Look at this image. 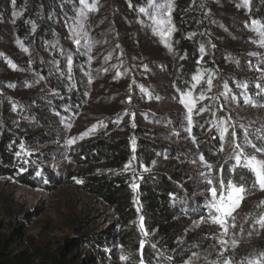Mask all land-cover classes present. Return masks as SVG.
<instances>
[{
	"label": "rangeland",
	"instance_id": "374dc122",
	"mask_svg": "<svg viewBox=\"0 0 264 264\" xmlns=\"http://www.w3.org/2000/svg\"><path fill=\"white\" fill-rule=\"evenodd\" d=\"M71 3L75 6L74 18L64 30L70 42L67 52H63L61 9L58 15L49 10L38 15L54 27L56 41L61 44L52 49L43 43L36 46L24 41L17 25L29 29L39 38L38 43L43 39L42 33L34 34L39 26L29 22L22 3L0 0V140L2 134L18 136L16 142L7 145L14 153V171H0V238L13 239L17 251L30 253L31 264H223L225 260L247 264L248 259L264 251V229L253 227L256 217L264 212V205L260 204L264 191L253 174L250 183L244 177L243 173L249 170L243 167V156L240 165L236 164L235 157L240 152L235 143L243 146L245 154L254 152L245 144L246 138L264 147V107L259 106L264 105V90L256 87L264 85V0H250V5H245L244 0H172L175 30L167 37L158 35L154 21L139 11L148 7L147 0L134 4L125 0H88L87 6L80 0ZM182 6L195 13L203 12L208 26L203 31L204 52L199 53V66L192 75L200 74L203 79L197 83L191 77L183 88H178L172 73L178 69L182 54L172 40L177 32L173 12ZM212 19L229 23L226 25L231 34L220 32ZM253 19L258 23L252 24ZM73 29L80 33L75 38L81 40L82 46L74 43ZM207 40L211 44L206 45ZM214 46L224 53L213 54L210 48ZM71 53L75 62L69 57ZM209 62L211 68L207 67ZM209 76L211 91L206 83ZM50 78L62 81V86L63 79L71 87L74 82L86 83L81 85L82 102L73 108L61 106L57 92L48 84ZM166 83L168 90L163 89ZM189 89L191 96L183 95ZM201 92L210 99H200ZM191 97L197 99L193 101ZM182 99L191 101L193 106L191 125ZM246 100L251 102L245 103ZM200 108L205 110L197 114ZM30 110L51 118L56 125L38 127L29 117ZM8 113L32 125L12 120L7 125L3 118ZM157 117L171 123H160ZM221 121H226L229 129L223 140L218 130ZM161 129L172 133L169 137L155 133ZM233 129L237 133L235 142L231 138ZM40 130L50 132L54 141L39 143L32 139ZM103 137H124L130 144L131 156L122 174L133 212L125 224L120 223L111 207L84 189L83 174L91 168L80 164L77 158L81 159L84 144ZM70 140L74 143L70 144ZM142 140L156 146L149 158L136 153ZM169 149H184L188 159L180 162L177 157H169ZM201 156L213 165L211 172L200 161ZM168 165L172 170L187 166L197 171L200 180L196 181L207 186L192 192L203 201L190 206L174 202L182 206L183 219L170 246L147 219L139 193L146 176L166 170ZM101 167L96 165L92 170L101 173ZM219 179L243 184L246 189L233 213L234 221L228 218L227 235L210 218L211 214H219L210 207L207 181L212 180L211 186H216ZM195 206L199 212H195ZM201 217L204 222H200ZM88 224L91 225L86 228ZM109 229H115L117 235L105 249L109 260L100 262L88 247L76 244L92 230L97 233ZM15 233L19 237H14ZM221 239L227 243L221 245Z\"/></svg>",
	"mask_w": 264,
	"mask_h": 264
},
{
	"label": "trees",
	"instance_id": "16d2710c",
	"mask_svg": "<svg viewBox=\"0 0 264 264\" xmlns=\"http://www.w3.org/2000/svg\"><path fill=\"white\" fill-rule=\"evenodd\" d=\"M19 4L22 3L26 9V16L28 17L29 22L33 24L36 23L39 26V31L34 34L40 35L43 34L42 42L39 43L38 37L32 35L30 30L25 28L24 25L18 24V33L24 41H29L36 46H42V43L47 46L49 45L52 49L59 47V44L56 40L54 34V27L46 22L45 18L41 20L38 18V15L46 14L47 11H51L53 15H58L57 11L59 9L63 12V52H67L66 45H69V37L64 34L66 26L70 23L71 19L74 18V8L71 0H16ZM130 4H134L137 0H125ZM25 3H28L25 6ZM183 8V6H182ZM198 12V10H197ZM57 19V18H56ZM173 21L177 26V32L173 36V42L175 47L178 49L179 53L182 54V57L178 61V69L174 68L172 76L176 82L178 88H183L187 81L190 80L195 70L198 68L197 60L199 58L200 48L203 44L204 34L203 31L206 26L207 20L203 12L195 13L191 10L185 8H177L173 12ZM219 27V31L224 34H231L228 30L227 25H230L225 20H214ZM51 23V21H50ZM227 24V25H226ZM85 40H87L85 38ZM211 44L207 40L206 45ZM82 46L83 43H80ZM213 51V54L217 52L224 53L221 49L214 46L210 48ZM207 50V49H206ZM72 61L75 62L76 58L74 54H69ZM80 65V63H79ZM212 62L207 64L208 68H211ZM242 65V64H240ZM165 72H168V69L165 68ZM76 78V77H75ZM64 83H67L64 86ZM70 82H66L63 79L62 81L57 78H50L49 85L53 87L54 91L57 92V97L61 100V106L63 107H75L77 104H80L84 99V89L81 85H86L79 81L78 84L74 82L75 86H69ZM85 87V86H84ZM163 89L167 90L168 84H164ZM35 101V100H34ZM6 110V109H5ZM31 114L29 117L35 123H38V127H49L56 125V122H53L51 118L45 117L43 114L39 113L37 110H30ZM1 113L0 111V121ZM4 116V121L9 125L10 121L21 122L23 125H32L30 123H25L18 121L16 116ZM156 121L164 124H170L171 120H168L163 117H157ZM16 122V123H17ZM163 124V125H164ZM50 132L47 130H40L39 134L31 136L32 139H35L39 143L53 142L52 136H49ZM162 137H169L172 132L168 129H161L155 132ZM173 135V134H172ZM17 134L8 133L2 134L0 140V171L2 173L11 174L14 171V166H16V161L13 163L14 153L7 147L12 141H17ZM156 146L152 142L147 140H142V143L139 144V147L136 150V153H141L143 156L151 157L152 151H155ZM171 151V156L177 157L180 162H185L188 157L185 155L184 149H169ZM180 150V151H179ZM204 154L211 158L202 148ZM81 159L77 161L85 167L91 168L86 170L83 174L85 179L84 189L91 193L92 195L99 198L104 204L111 207L113 211L118 215L121 220V224H125L127 218L132 215L130 193L127 187L126 178L123 177V166L129 160L131 156V148L128 140L124 137H114V138H98L96 140H91L84 144L81 150ZM96 165H99L103 168L101 173H94L92 168ZM171 165V164H169ZM166 170L154 171L150 175L146 176L145 180L140 184V197L142 201V206L145 209V215L149 219L150 223L154 228L157 229L162 240L166 245H171L175 240V235L177 230L180 227L183 219L181 212V205L178 206V202H186L188 206L191 204L198 203L203 201L202 198L192 195V192H198L205 189L207 186L203 183H199L196 180H200L197 175V171H193L191 168L184 166L181 169L172 170L170 166ZM13 167V168H12ZM244 177L250 183L253 181L252 173L246 171L243 173ZM183 181L186 183L183 184ZM177 202V203H174ZM199 205V204H197ZM195 212H199L197 206L194 207ZM180 216H179V215ZM178 219V220H177ZM91 225L88 224L86 228ZM18 235H21L20 230H15ZM15 233L14 237H19ZM115 229L112 230H103L97 233H94L93 230L83 236L76 244L82 245V247H88L93 253L95 259H98L100 262L109 260L106 256L105 249L111 244L113 239H116ZM13 239L0 238V264H31V254L27 251H17L14 248ZM72 247V246H71ZM56 264H62V262H57Z\"/></svg>",
	"mask_w": 264,
	"mask_h": 264
},
{
	"label": "snow or ice",
	"instance_id": "6c2138e0",
	"mask_svg": "<svg viewBox=\"0 0 264 264\" xmlns=\"http://www.w3.org/2000/svg\"><path fill=\"white\" fill-rule=\"evenodd\" d=\"M13 3H15V0H13ZM81 4H84L87 6L88 0H80ZM245 5H250V0H244ZM148 7H141L139 9L142 13H147L154 21V24L156 26V32L161 37H167L170 36L172 31L175 30V26L172 24V11H173V4L172 0H147ZM151 9V10H149ZM84 12L81 11L80 16L83 17ZM258 21L255 19L252 20V24H257ZM74 33V43L76 45H80L81 40L78 38H75L80 35V33L73 29ZM86 35V34H85ZM261 36L264 37V33H261ZM19 43V41H17ZM167 47L171 50L170 46L166 44ZM261 47H264V39L261 40ZM200 52L203 53L204 49L201 47ZM255 55V53L253 54ZM183 58V57H181ZM69 64H71V60L69 59ZM13 69L16 68V65H12ZM257 71H260V69H257ZM193 81L199 83L203 76L200 74H197L192 77ZM207 88L208 91H211L212 87V79L211 76L207 78ZM243 87H247V85H243ZM256 87L258 89L264 90V85L257 84ZM185 96H191V89H189L188 93H184ZM221 95H226V93H221ZM215 98V97H212ZM235 98V97H233ZM196 97H191V100H196ZM200 99H210V97H206L203 92L200 93ZM130 102V98H129ZM250 100H246L245 103H250ZM181 103L185 104V107L188 108L189 112V124L191 125V113L193 111V106H190L191 101H185L184 99L181 100ZM256 106V105H253ZM260 107H264V105H259ZM205 109L200 108L197 111V114L200 112H203ZM220 111H224V105H220ZM226 121H221L219 131L221 133V139L223 140V137L228 133L229 129L226 127ZM93 130H95V126H93ZM191 131V129H189ZM259 131V130H258ZM247 132L245 130V135L247 136ZM231 138L233 142L237 139V133L235 129L231 132ZM193 142L195 143V138H193ZM69 143H74V141L70 140ZM134 143V141H133ZM245 144L250 145V147L254 150L252 154H245L244 148L239 143H235V148L239 149L240 154L235 157L236 164L239 166L241 163V157L243 156V167L248 169L255 177V182L257 185H259V188L264 191V147H258L256 144L252 143L250 140L245 139ZM23 147V145H21ZM221 150H223V144H221ZM19 155V153H17ZM200 161L204 163L205 167L209 172L213 170V165L207 161H205L204 157H200ZM127 167V166H126ZM223 169L221 168V172ZM39 175V173H37ZM210 185L209 192H210V207L215 210V214H211L210 218L213 221V223L219 225L222 229V233L224 235H227L228 233V218H232L234 221L233 213L235 212L236 208L240 206L241 200L243 199V194L245 193L246 189L243 184L237 185L233 183L232 181L225 182L223 179H219L217 181L216 186H211L213 184L212 180L207 181ZM77 183H82V181H77ZM133 188L136 187L135 184L132 185ZM261 205H264V200L260 202ZM143 219V218H141ZM200 222H204V218L201 217ZM198 226V225H197ZM258 226L259 229H264V212L260 213L258 217L254 220L253 227ZM232 227H235V223L232 224ZM219 243L221 245L226 244L227 241L221 239L219 240ZM236 242L233 241V244ZM141 248H143L144 242L141 241ZM226 250V249H225ZM121 259H125L124 256L121 257ZM143 264V262H141ZM223 264H232L231 260H225ZM247 264H264V251H261L257 253L253 258L248 259Z\"/></svg>",
	"mask_w": 264,
	"mask_h": 264
}]
</instances>
